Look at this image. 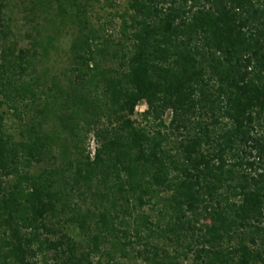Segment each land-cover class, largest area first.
<instances>
[{"label": "trees", "instance_id": "1", "mask_svg": "<svg viewBox=\"0 0 264 264\" xmlns=\"http://www.w3.org/2000/svg\"><path fill=\"white\" fill-rule=\"evenodd\" d=\"M94 1L0 0V264H264V0Z\"/></svg>", "mask_w": 264, "mask_h": 264}, {"label": "rangeland", "instance_id": "2", "mask_svg": "<svg viewBox=\"0 0 264 264\" xmlns=\"http://www.w3.org/2000/svg\"><path fill=\"white\" fill-rule=\"evenodd\" d=\"M114 1V2H112ZM114 3V5L110 4ZM128 6V0H101V1H94L89 4L87 7L88 9V19L95 25L97 28H101L102 26H106L107 30L105 35H113L114 37H119L121 34V17L118 13H122L126 10ZM22 14L19 18L18 27L24 30L26 26L27 20L22 19ZM77 27L72 26L66 28L63 32L61 41H60V51L58 54L55 55V60L57 64V70L62 69L67 65L68 57L67 53L70 49L73 32H76ZM148 105L146 102H143L137 108L138 112H142L143 110L147 109ZM89 142V151L92 152L94 155V149L98 147V143L93 135L88 140ZM72 233L78 239H84L83 235L79 233V231L72 230ZM137 248V246H136ZM180 250L184 251V249L179 248ZM129 256H125L122 253H118L116 255L117 260L121 264H146L144 259L138 256L136 250L132 247L129 248ZM183 264H193L194 254L190 253L188 257L183 255ZM102 258L101 254L94 255V261L97 262ZM41 262V261H40ZM39 262V264H40Z\"/></svg>", "mask_w": 264, "mask_h": 264}, {"label": "built area", "instance_id": "3", "mask_svg": "<svg viewBox=\"0 0 264 264\" xmlns=\"http://www.w3.org/2000/svg\"><path fill=\"white\" fill-rule=\"evenodd\" d=\"M95 152H96V148L94 149V152L93 153L95 154Z\"/></svg>", "mask_w": 264, "mask_h": 264}]
</instances>
